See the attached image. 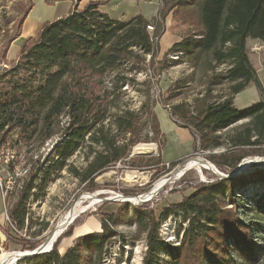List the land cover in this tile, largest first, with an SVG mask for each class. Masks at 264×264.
<instances>
[{
  "label": "trees",
  "instance_id": "obj_1",
  "mask_svg": "<svg viewBox=\"0 0 264 264\" xmlns=\"http://www.w3.org/2000/svg\"><path fill=\"white\" fill-rule=\"evenodd\" d=\"M4 1L0 0V7ZM106 2L89 1L83 8L76 5L68 15L45 23L35 38L21 46L13 65L0 73V153L11 150L33 163L31 167L25 164L23 168L30 167L25 179L18 178L9 194L22 182L17 201L8 211L10 223L18 232L26 229V221L30 222V199L42 198L53 176L64 171L77 153H84L86 166L74 171L75 175L92 190L95 179L134 160L130 156L135 146L161 142L156 114L146 106L139 111L127 109L123 99L124 89L135 82L137 75L148 71V56L153 65L160 63L163 73L169 64L189 62L194 68L200 67L203 56L211 54L206 66L213 74L206 80L204 92L193 107L185 102L175 105L172 117L193 131L196 153L226 150L210 158L227 173L248 154L264 156V91L247 47L249 41L264 44V0H171L181 24L195 29L169 50V55L179 56L177 59L170 57L169 61L165 57L159 62L156 39L160 33L154 19L137 15L114 20L102 11ZM33 3L29 0L22 24ZM19 36L8 41L0 52V64L7 60L10 45ZM220 67L223 71L216 72ZM250 84L260 91L261 100L247 110H238L235 98ZM177 86L179 83H173L167 89L166 102L180 96L173 93ZM224 86L228 87L226 94L214 95ZM146 128L153 138L142 139ZM57 137L60 141L45 160L41 162L39 156L33 161L34 154ZM17 157L8 163L11 173L20 164ZM147 168H162L161 173L166 165L158 158ZM218 182L225 188H217V182L199 185L179 203L160 211L149 205L122 203L116 213L101 217V232L75 238L64 253L59 251L60 237L50 253L18 264H104L110 246L120 237L117 228L130 211L132 224L146 235L147 253L142 264H261L264 246L256 243L255 234L261 229L264 232V223L243 219L237 190L264 187V170ZM256 206L264 212V195L258 196ZM123 210L126 214L121 217ZM180 214L186 217L187 226H180L179 245H171L158 232L170 216ZM8 226V239L23 251L41 245L20 238Z\"/></svg>",
  "mask_w": 264,
  "mask_h": 264
},
{
  "label": "rangeland",
  "instance_id": "obj_2",
  "mask_svg": "<svg viewBox=\"0 0 264 264\" xmlns=\"http://www.w3.org/2000/svg\"><path fill=\"white\" fill-rule=\"evenodd\" d=\"M61 1V0H60ZM89 1L105 0H72V6L78 5L83 8ZM107 1V0H106ZM34 9L30 13L29 20L34 22L38 27L49 21H53L64 15L67 12V4L63 1L56 0H34ZM29 0H5L0 7V52L2 53L6 48L7 42L17 36L21 32L22 17L27 10ZM102 11L107 13L114 20H129L137 15H142L147 20L155 21L156 27L159 28L160 37L156 39L158 45V62L165 57L170 61L171 58L177 59L179 56L169 55V50L172 45L179 42L182 38L191 35L193 28L190 25H183L177 19L178 10L174 7L171 0H108L103 5ZM157 23V24H156ZM36 26V27H37ZM38 29V28H37ZM250 62L256 70L258 80L260 81L264 91V44L258 41H249L247 44ZM11 53V52H10ZM202 65L194 68L189 62L183 63L180 66L169 64V68L165 72H161L160 63L153 65L150 63L149 56L147 57V72L139 74L135 78V82L125 88L124 103L127 109L139 111V109L146 106L155 113L156 109L162 107L170 114L172 108L180 103H187L188 107H193L194 102L199 99V94L204 92L206 80L213 72L207 71V66L211 60V54H205ZM14 61L6 60L0 64V73L11 67ZM220 67L216 72L223 71ZM179 83V86L173 93L180 96L176 100L166 102L169 95L166 94L167 89L173 84ZM227 86L216 90V94H226ZM236 99V98H235ZM261 100V94L256 89L255 84H250L243 92H241L236 99L234 106L238 110L244 111L249 109L254 103ZM168 103V106L163 104ZM241 122L236 126L244 124ZM231 131V130H229ZM226 133V132H225ZM228 133V132H227ZM224 134V133H222ZM153 138V133L149 128H146L142 134V139L145 137ZM60 141V138H54L49 141L44 148L34 154L33 161L37 160L39 156L43 162L45 157L53 150V146ZM141 145L135 148H151L155 152L152 154H136L132 162L127 161L124 164L118 165L116 168L104 173L95 179V188L89 190L90 184L82 183L75 175L74 171H82L86 162L84 161V153L79 152L68 161V167L52 178V182L44 192L40 199L31 198L27 207L29 221H26V229L21 231L20 238L40 242H46L50 234H54L59 228L60 220L74 207L81 206L83 213L75 219L68 227V229L61 235V244L59 246L60 253H64L73 243L74 239L90 233L101 232L100 219L105 214L116 213L123 202H106L105 199H112L116 196H124L129 199H138L139 202L135 204L128 203L133 207H140L142 205H149L155 210L166 208L170 204L179 203L184 196H189L194 189L199 185L213 184L217 182V188H225L220 185L221 182L217 177L216 172H211L206 169H190L183 175L181 169L191 162V160L202 159L204 162L212 164L218 172L228 175V170H220L213 162L211 156L220 155L225 152V149H219L209 152H195L186 158L181 164L174 168L167 167L161 173L160 169L147 168L151 162L158 159L160 153V143L149 142L140 143ZM17 153L9 150L8 152L0 153V178L3 186L12 187L15 180L11 176L8 167V159L12 160ZM140 155V156H137ZM142 155V156H141ZM245 156V155H243ZM40 158V159H41ZM256 159L257 162L264 159V156L248 154L244 157ZM259 158H261L259 160ZM20 164L16 168V173H22L28 170L33 163L29 162V157L25 155L18 156ZM25 164L29 165L26 169L23 168ZM254 165V166H253ZM251 167L264 170L262 165L253 164ZM159 172H157V171ZM246 171V170H245ZM253 171V170H249ZM165 172V173H163ZM134 173L141 174L143 180L133 181L126 179L125 174ZM253 173V172H252ZM250 174V173H248ZM14 177V176H13ZM25 179V177H22ZM172 178L170 182L168 180ZM167 181V184L160 189L157 186ZM18 189L13 194L3 192L0 186V213L5 209L7 212L11 209L17 201L19 194V187L22 182L18 183ZM238 191L239 211L243 219L247 222L264 223V212L256 207V201L259 195H264L263 185L253 187L244 191ZM141 196V197H140ZM123 200V199H122ZM150 202L140 204L143 201ZM104 201V202H103ZM256 206V207H254ZM126 210L120 213L124 217ZM127 217L123 219V224L117 228L120 237L109 248V255L105 258L104 264H142L147 253L146 235L138 232V229L131 222V211L127 213ZM7 224V222H5ZM29 224V228H28ZM4 225V224H3ZM180 226L185 229L187 226L186 217L182 214L172 215L167 221L163 222L159 229V237L166 243L171 245H179L181 241L182 232L179 231ZM7 225H4V230L9 235ZM13 233V232H12ZM40 233L39 236L34 237L35 234ZM255 234L256 243L264 246V232L257 231ZM17 234V233H16ZM13 233V237H17ZM10 238V237H9ZM11 241V239H9ZM23 251L16 243L10 242L4 253H20ZM167 261V259H166ZM264 264V261L261 262Z\"/></svg>",
  "mask_w": 264,
  "mask_h": 264
},
{
  "label": "crops",
  "instance_id": "obj_3",
  "mask_svg": "<svg viewBox=\"0 0 264 264\" xmlns=\"http://www.w3.org/2000/svg\"><path fill=\"white\" fill-rule=\"evenodd\" d=\"M61 1L67 4V12H65L64 15H61V17H64L68 15V13L74 7H71L73 5L72 0H61ZM61 1L56 0V3ZM30 13L28 17H30ZM28 17H26V20L21 26L20 36L17 38V40H15L12 43V45H10V48L7 53L8 61L11 62L14 61L19 56V53L21 51V46H23L25 41L31 38H35L39 33L41 27L45 24V23L41 24L38 27L34 22L30 21ZM236 99H235V103H236ZM155 111L161 130L162 140L160 142V153H158V158L161 159L162 163L168 167V165L172 163H179L186 160V158L191 156L192 153H195V150L193 148H195L196 141H195V136L193 135L194 134L193 131L191 129L189 130V128H185L181 126V124L177 122V120L174 119L166 109L159 107ZM6 211L7 210L5 209V211H3L2 214L0 213V257L2 253L5 251V249L8 247V244L10 243L8 239L9 235L4 230V225H7L8 228L7 230H9V226H8L9 223L5 219ZM5 222H7V224Z\"/></svg>",
  "mask_w": 264,
  "mask_h": 264
},
{
  "label": "bare ground",
  "instance_id": "obj_4",
  "mask_svg": "<svg viewBox=\"0 0 264 264\" xmlns=\"http://www.w3.org/2000/svg\"><path fill=\"white\" fill-rule=\"evenodd\" d=\"M155 150L151 148H135V155L136 154H152L154 153ZM256 159L250 158L246 160L241 168L240 172L245 171L246 169L250 168L254 163H256ZM187 169H206L211 172H216L218 175L220 172L210 163L204 162L202 159H195L191 160V162L187 163ZM126 179L133 180V181H138V180H143V176L141 174H134V173H127L125 174ZM167 184V181L164 180L161 182L158 186L157 189H160L161 187L165 186ZM124 199V196L122 197ZM126 201H129L132 204H135L136 202H139L138 199H129L126 198ZM83 211L81 210V206H76L74 207L70 212H68L65 216L62 217L59 223V228L57 231H55V239L56 237L58 238L61 236L69 227V225L77 219ZM50 247V246H49ZM18 256V253H2L0 257V264H14L16 257Z\"/></svg>",
  "mask_w": 264,
  "mask_h": 264
},
{
  "label": "water",
  "instance_id": "obj_5",
  "mask_svg": "<svg viewBox=\"0 0 264 264\" xmlns=\"http://www.w3.org/2000/svg\"><path fill=\"white\" fill-rule=\"evenodd\" d=\"M133 156H136L134 151H133ZM137 156H140V155H137ZM142 156V155H141ZM250 158H243L242 160H240V163L235 167V169L229 173L228 175L224 174V173H219V175L217 174L216 176L219 177L220 180H225V179H231V178H235V177H238V176H242V175H246L248 173H252V172H255L258 170V168H248L246 169V171H243V172H240V168L242 166V164L248 160ZM258 159V158H256ZM261 158H259L260 160ZM262 165V167H264V159L260 160L259 162L256 161L255 165ZM187 164L184 166L183 169H181L183 171V175L189 171V169H187ZM264 169V168H262ZM249 170H253V171H249ZM172 180V178H170L168 180V182H170ZM141 197V196H140ZM128 198V197H126ZM126 198H122V196H116L112 199H105L104 201L106 202H111V201H116V202H123L124 203H130L129 201H126ZM123 199V200H122ZM103 201V202H104ZM150 202L149 200H146V201H143L141 202L140 204H145V203H148ZM61 236H59L58 238L56 237L55 239V233L54 234H50V236L48 237V239L46 240V242H44L43 244H41L37 249L33 250V251H21L20 253H18V256L16 257L15 259V262L14 264H18L20 261L26 259V258H29V257H33V256H40V255H44V254H47V253H50L51 250H53V247H54V244L56 243V241H58V239L60 238ZM50 246V247H49Z\"/></svg>",
  "mask_w": 264,
  "mask_h": 264
},
{
  "label": "built area",
  "instance_id": "obj_6",
  "mask_svg": "<svg viewBox=\"0 0 264 264\" xmlns=\"http://www.w3.org/2000/svg\"><path fill=\"white\" fill-rule=\"evenodd\" d=\"M148 30L150 31V32H152V31H154V28H152V27H148ZM3 67H5V68H7L8 69V67L7 66H3ZM133 154V153H132ZM134 156L133 155H131L130 156V159L131 158H133ZM14 158V157H13ZM13 158H12V160H13ZM11 160L10 159H8V161H6L7 163H9ZM120 165V164H119ZM168 167H169V165H168ZM26 173H27V170L26 171H23L22 173H16V169H15V171H14V173H11V176H12V178L15 180V183H17L16 182V180L18 179V178H22V177H25L26 176ZM14 176V177H13ZM2 183V180H1V178H0V186H1V188H2V190H3V192H6V193H12L13 191H14V188H15V184L12 186V187H10V186H8V187H4L3 186V184H1ZM4 188V189H3ZM5 219H6V221L9 223L8 225H10V227L13 229V231L15 232V233H17V234H20V232H18L16 229H15V227L10 223V220H9V217H8V214H7V211L5 212Z\"/></svg>",
  "mask_w": 264,
  "mask_h": 264
}]
</instances>
